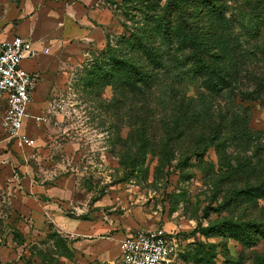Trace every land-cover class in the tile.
Instances as JSON below:
<instances>
[{
  "label": "rangeland",
  "instance_id": "obj_1",
  "mask_svg": "<svg viewBox=\"0 0 264 264\" xmlns=\"http://www.w3.org/2000/svg\"><path fill=\"white\" fill-rule=\"evenodd\" d=\"M216 1L229 50L212 61L228 74L216 93L169 59L155 29L167 0H92L87 25L68 22L88 39L45 36L30 145L1 128L0 106V264H113L135 230L173 240L174 264H264V3ZM141 34L167 72L143 92L103 82L109 48Z\"/></svg>",
  "mask_w": 264,
  "mask_h": 264
},
{
  "label": "trees",
  "instance_id": "obj_2",
  "mask_svg": "<svg viewBox=\"0 0 264 264\" xmlns=\"http://www.w3.org/2000/svg\"><path fill=\"white\" fill-rule=\"evenodd\" d=\"M256 1L264 3V0ZM221 7L216 0H167L161 15L157 16L155 25L157 35L174 45L176 54L169 59L173 63H179L178 65L189 61L193 72L200 76L209 87L208 90L213 93L223 89L221 81L228 75L212 64L213 60L224 58L229 51L218 38L219 23L228 20ZM129 47L130 49L124 52L119 50V53L109 48L106 63L99 65L100 68L105 64L110 67L104 72L103 82L111 84L117 81L134 92H143V87L146 91L163 72H167L164 52L151 37L143 34L138 40L133 39ZM140 48L145 52V58L134 52ZM229 48L233 50L230 55H234L233 58L239 61L244 51L240 52L232 46ZM180 49H187L186 56L177 55ZM220 226L221 224H218V227Z\"/></svg>",
  "mask_w": 264,
  "mask_h": 264
},
{
  "label": "built area",
  "instance_id": "obj_3",
  "mask_svg": "<svg viewBox=\"0 0 264 264\" xmlns=\"http://www.w3.org/2000/svg\"><path fill=\"white\" fill-rule=\"evenodd\" d=\"M40 51L31 38L14 33L11 37L0 34V105L4 104L1 128L21 145L32 140L25 133L28 107L36 89L39 74L26 69L22 61L36 58ZM37 121L42 117L35 116ZM113 264H174L176 243L157 231L135 230L121 235Z\"/></svg>",
  "mask_w": 264,
  "mask_h": 264
},
{
  "label": "crops",
  "instance_id": "obj_4",
  "mask_svg": "<svg viewBox=\"0 0 264 264\" xmlns=\"http://www.w3.org/2000/svg\"><path fill=\"white\" fill-rule=\"evenodd\" d=\"M1 4L0 34L3 37L9 38L14 33H20L24 37L31 38L39 49L46 46L44 38L47 35L59 40L62 37L74 35H81L88 39L85 28L81 30L72 28L68 22L74 19V21L79 20L81 26L87 25L88 15L93 14L92 0L74 1L71 5L61 0H19L18 6L13 0H4ZM48 58L47 52L40 51L36 58H26L22 64L29 71L37 72L40 77V71ZM39 80L40 78H38L37 86L40 83ZM2 105L4 104L0 106ZM26 124L24 130H26ZM116 247L118 251V245Z\"/></svg>",
  "mask_w": 264,
  "mask_h": 264
}]
</instances>
